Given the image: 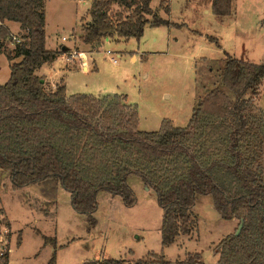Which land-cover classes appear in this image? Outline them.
I'll return each mask as SVG.
<instances>
[{"label":"trees","instance_id":"1","mask_svg":"<svg viewBox=\"0 0 264 264\" xmlns=\"http://www.w3.org/2000/svg\"><path fill=\"white\" fill-rule=\"evenodd\" d=\"M44 1L0 0V55L6 54L11 68L7 82L0 83V169L9 171L12 188L60 184L73 208L87 216L91 231L100 192L120 196L126 206L137 203L128 182L136 174L155 190L163 208V246L192 232L197 196L211 194L223 219H238L239 225L243 220L239 234L237 227L216 245L217 264H264V106L260 114L252 110L258 98L264 99V62L226 52L216 82L200 96L186 126L164 120L158 130H141L137 108L132 110L126 95H69L63 82L47 88L36 71L53 63L63 47L47 48ZM151 2L92 0L83 41L97 48L108 38L140 39L147 25L176 26ZM212 6L217 16H227L233 0H212ZM159 7L170 14L168 3ZM13 22L20 26L17 42ZM211 40L221 46L217 38ZM10 42L13 50L7 48ZM5 224L10 227L9 220ZM44 240L54 246L46 264H57L56 236ZM9 252L8 247L0 256L2 264H9ZM81 264L172 262L149 252L132 262L104 258ZM178 264L203 261L194 253Z\"/></svg>","mask_w":264,"mask_h":264},{"label":"rangeland","instance_id":"2","mask_svg":"<svg viewBox=\"0 0 264 264\" xmlns=\"http://www.w3.org/2000/svg\"><path fill=\"white\" fill-rule=\"evenodd\" d=\"M161 1L163 6L170 5L169 15L159 7ZM91 3L92 0L44 1L47 48L66 49L39 72L51 79L50 87L63 77L69 95H126L132 110L137 108L141 130H158L164 120L186 126L200 96L216 82L226 52L251 62H264V0H233L232 13L227 16L214 13L212 0H152L153 9L176 26L147 25L140 39L108 38L97 48L82 38ZM113 8L119 10L117 6ZM11 30L14 40H20V27ZM64 36L67 40H63ZM211 38H217L221 46ZM7 48L13 50L14 42L7 43ZM108 50L113 53L108 54ZM81 53H85L86 62ZM83 64L89 68L84 69ZM10 75V61L3 53L0 83L7 82ZM261 105L264 99L258 98L252 110L260 114ZM8 173L0 169L4 222L10 219L12 223L9 264H46L54 246L45 243L44 235L57 238V264H78L81 257L98 258L102 249H107L113 258L130 257L128 251L124 252L125 246L134 250L137 259L155 252L178 264L189 254L199 253L203 264H217L215 247L232 232V220L221 217L212 195H198L192 232L163 246V208L155 190L136 174H131L128 182L138 203L126 206L120 196L109 201L107 196L111 195L100 192L97 225L88 231L87 216L73 208L70 193L60 184L55 189L53 184H30L14 190ZM9 229L8 226L5 231L8 242ZM73 237L77 239L71 241ZM5 239L3 251L9 247Z\"/></svg>","mask_w":264,"mask_h":264},{"label":"crops","instance_id":"3","mask_svg":"<svg viewBox=\"0 0 264 264\" xmlns=\"http://www.w3.org/2000/svg\"><path fill=\"white\" fill-rule=\"evenodd\" d=\"M10 26H11V29L12 28H18V27H20L18 24H16V23H10ZM134 57H135V60H136V58H137V56L136 55H134ZM59 58V57H58ZM57 60V59H56ZM45 64H48V63H45ZM45 64H43L37 71H36V73L38 74V75H40V76H45V74L44 73H40L39 71L41 70V68H43V66L45 65ZM83 68L84 69H88L89 68V65L87 64V66L86 65H83ZM48 78V77H47ZM46 79V78H45ZM48 79H50V78H48ZM48 79H46V86H47V88L48 89H52V90H54L56 87H57V85H59V84H61L62 82L66 85V83H65V81H64V78L63 77H61V78H59V80H60V82H58V81H56L57 83H53L52 81V84H54V86L51 84V87H50V85L48 84ZM51 80V79H50ZM100 95H104V94H100ZM127 103H128V101H127ZM46 186H52L51 184H48V185H46ZM23 189V188H22ZM135 191V190H134ZM109 195H111V194H109ZM108 197V199H109V201H114V199H115V197L116 196H107ZM138 197V196H137ZM99 202V201H98ZM137 203H138V201H137ZM136 203V204H137ZM3 206H4V204H3ZM99 208H100V202H99V207H98V210H99ZM4 210H5V207H4ZM98 210L95 212V215H96V213L98 212ZM56 212V211H55ZM5 213H6V215H7V217H8V214H7V212H6V210H5ZM8 219H9V217H8ZM9 222H10V229H9V248H10V252H9V262H10V257H11V255H10V253H11V237H12V223H11V221H10V219H9ZM232 222H233V226H232V232H234L236 229H237V227H238V225H239V220L238 219H232ZM97 225V224H96ZM96 228V226L94 227V229ZM231 232V233H232ZM230 234V233H229ZM48 236V235H47ZM50 237H53V236H50ZM75 239H77V237H73L72 238V240L71 241H73V240H75ZM70 242V241H69ZM67 246V245H66ZM54 250V249H53ZM126 251H128V254H129V256L130 257H128V256H126V257H120V258H122V259H125V260H127V261H136V260H138L137 258H135L134 256V254H135V252H134V250L132 249V248H130V247H128V246H125L124 247V252H126ZM124 254H127V253H124ZM148 255V254H147ZM216 256H217V261H218V255L216 254ZM104 258H113V257H111V254L107 251V249L106 250H104V249H102V251H101V253L99 254V257L97 258V257H94V258H92V259H104ZM50 259V258H49ZM48 259V260H49ZM86 259H91V258H86V257H81V259L79 260V262H78V264H81L84 260H86ZM48 262V261H47Z\"/></svg>","mask_w":264,"mask_h":264},{"label":"built area","instance_id":"4","mask_svg":"<svg viewBox=\"0 0 264 264\" xmlns=\"http://www.w3.org/2000/svg\"><path fill=\"white\" fill-rule=\"evenodd\" d=\"M79 1H84V0H79ZM63 40H67V37L64 36ZM107 53L112 54L113 52L108 50ZM81 58L83 59L84 62L87 61V57H86L85 53H81ZM113 59H114V61H116V58H113ZM83 65H85V64H83ZM3 212L4 211H3L2 198L0 196V256H2L7 251V250L3 251V249H2L3 242H4V239L6 236L5 231H8V227L4 222V213ZM5 240H6V244H9L8 239L6 238ZM9 250H10V248H9ZM0 264H2L1 260H0Z\"/></svg>","mask_w":264,"mask_h":264},{"label":"water","instance_id":"5","mask_svg":"<svg viewBox=\"0 0 264 264\" xmlns=\"http://www.w3.org/2000/svg\"><path fill=\"white\" fill-rule=\"evenodd\" d=\"M66 49L65 47H63V50ZM243 227V220L241 221L240 225L238 226V229L236 230V234H239L242 230Z\"/></svg>","mask_w":264,"mask_h":264}]
</instances>
